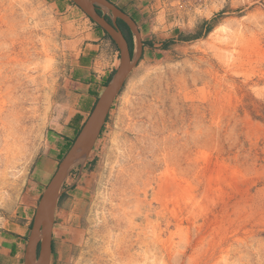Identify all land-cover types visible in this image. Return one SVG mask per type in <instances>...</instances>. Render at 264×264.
Listing matches in <instances>:
<instances>
[{"label":"rangeland","instance_id":"obj_1","mask_svg":"<svg viewBox=\"0 0 264 264\" xmlns=\"http://www.w3.org/2000/svg\"><path fill=\"white\" fill-rule=\"evenodd\" d=\"M162 1L64 181L50 264H264V0ZM52 2L0 0V232L30 218L65 155L77 32L99 29ZM166 13L181 34L162 44Z\"/></svg>","mask_w":264,"mask_h":264},{"label":"water","instance_id":"obj_2","mask_svg":"<svg viewBox=\"0 0 264 264\" xmlns=\"http://www.w3.org/2000/svg\"><path fill=\"white\" fill-rule=\"evenodd\" d=\"M92 22L103 30L119 50L120 64L91 113L81 127L72 145L61 159L56 172L50 179L35 210L33 222L24 253V264H50L52 256V232L55 213L62 186L74 166L84 163L93 150L106 123L116 97L124 87L127 78L136 67L142 55L143 43L136 23L107 0H69ZM101 14L99 13V11ZM111 16L107 21L105 15ZM123 22L135 41V55L130 53L128 42L117 26Z\"/></svg>","mask_w":264,"mask_h":264},{"label":"crops","instance_id":"obj_3","mask_svg":"<svg viewBox=\"0 0 264 264\" xmlns=\"http://www.w3.org/2000/svg\"><path fill=\"white\" fill-rule=\"evenodd\" d=\"M67 0H54L53 6L61 14L66 13L70 6L65 4ZM120 11L128 15L138 26V30L142 36L141 26L145 25L146 14L154 10V6L159 5L166 12L169 9L161 0H107ZM162 3V4H161ZM158 13H155V18ZM172 20L165 17V24L158 27L161 36L164 37L162 44L167 42H177L178 35L181 34L180 29H176V15ZM137 18V19H136ZM168 20H171L168 23ZM94 23V22H93ZM211 26L210 20H205L204 31ZM178 30L177 34L176 31ZM169 31V32H168ZM196 29H189V35L196 34ZM168 32V33H167ZM183 33V32H182ZM204 34V32H203ZM79 39L75 42L79 47L77 56L73 58L72 69L69 76V82L72 90L76 92L74 95V108L69 116L64 119V126L55 128L57 133H62V139L67 145L75 138L84 122L91 113L96 103V93L102 90L105 83L110 78L111 72L116 69L115 65L119 58L118 49L114 42L109 38L103 30L97 28L83 29L77 32ZM35 214V207L30 218L22 217L20 224L9 227L0 232V264H24V253L30 234L31 222ZM54 231V228H53Z\"/></svg>","mask_w":264,"mask_h":264},{"label":"trees","instance_id":"obj_4","mask_svg":"<svg viewBox=\"0 0 264 264\" xmlns=\"http://www.w3.org/2000/svg\"><path fill=\"white\" fill-rule=\"evenodd\" d=\"M99 11V10H98ZM99 13L101 14V12L99 11ZM105 18L107 19V21H110L109 20V18H107L106 16H105ZM91 21V20H90ZM92 22V21H91ZM119 22V26H120V28H122V29H124L125 30V38H126V40H127V42H128V45H129V49H130V53H131V55H132V50H133V38H132V35H131V33H130V31L128 30V28L126 27V25L123 23V22H121V21H118ZM93 23V22H92ZM98 27V26H97ZM99 28V27H98ZM100 29V28H99ZM121 29V30H122ZM101 30V29H100ZM107 35V34H106ZM110 79H111V77L107 80V82L105 83V86L107 85V83L110 81ZM107 119H108V117H107ZM106 122H107V120H106ZM102 131H103V129H102ZM102 131H101V133H102ZM79 133V132H78ZM77 133V134H78ZM77 134H76V136H77ZM76 136H75V138H76ZM75 138L71 141V142H69L67 145H66V149H65V153L67 152V150L69 149V147L72 145V143H73V141L75 140ZM60 159H62V157H60Z\"/></svg>","mask_w":264,"mask_h":264},{"label":"bare ground","instance_id":"obj_5","mask_svg":"<svg viewBox=\"0 0 264 264\" xmlns=\"http://www.w3.org/2000/svg\"><path fill=\"white\" fill-rule=\"evenodd\" d=\"M164 187H166L168 190L170 189V191H172V192H176V189H178L177 190L178 192H182L184 190V189H181V188H177L176 187V183L173 182L172 180H171V182H166Z\"/></svg>","mask_w":264,"mask_h":264},{"label":"flooded vegetation","instance_id":"obj_6","mask_svg":"<svg viewBox=\"0 0 264 264\" xmlns=\"http://www.w3.org/2000/svg\"><path fill=\"white\" fill-rule=\"evenodd\" d=\"M119 20H117V22H116V24H117V26L120 28V26H119V22H118ZM122 28H120V30H121ZM122 31V33L124 34V36H125V30L124 29H122L121 30Z\"/></svg>","mask_w":264,"mask_h":264}]
</instances>
